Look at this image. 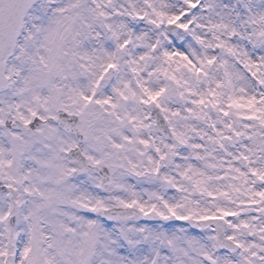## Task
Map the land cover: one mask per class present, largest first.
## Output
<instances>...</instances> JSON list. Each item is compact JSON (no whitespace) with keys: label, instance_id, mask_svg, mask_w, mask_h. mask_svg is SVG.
Segmentation results:
<instances>
[{"label":"snow or ice","instance_id":"6c2138e0","mask_svg":"<svg viewBox=\"0 0 264 264\" xmlns=\"http://www.w3.org/2000/svg\"><path fill=\"white\" fill-rule=\"evenodd\" d=\"M0 264H264V0H0Z\"/></svg>","mask_w":264,"mask_h":264}]
</instances>
